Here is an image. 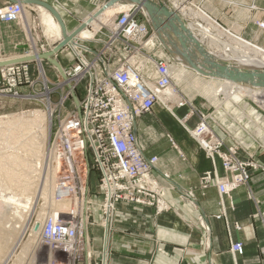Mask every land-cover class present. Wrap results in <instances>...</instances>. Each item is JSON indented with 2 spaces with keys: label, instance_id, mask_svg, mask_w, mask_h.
Masks as SVG:
<instances>
[{
  "label": "built area",
  "instance_id": "built-area-1",
  "mask_svg": "<svg viewBox=\"0 0 264 264\" xmlns=\"http://www.w3.org/2000/svg\"><path fill=\"white\" fill-rule=\"evenodd\" d=\"M0 1L1 24L21 20L24 12L22 0ZM106 2L108 0L103 3ZM101 4H96L86 17L95 13ZM111 19L110 26L105 24L107 21L101 22L91 39L82 40L76 35V49L70 44L61 49L73 54V60H67L68 64L64 66L66 78L61 81H71L68 84L73 85L78 101L75 104L68 86L63 85L65 93L62 101H69L70 110L54 127L46 150L48 160L51 158L55 168L49 198L53 204L63 203L65 209L35 206L43 210L40 225L43 230L77 231L82 247L84 229L92 224L96 208L103 227L108 216L111 217V227L119 203L149 207L154 209L155 214L171 209L166 187L159 175L154 173L158 157L144 156L133 129L139 117L152 113L157 106L166 107L163 98L166 95L170 100L165 104H170L172 110L187 109L180 118L173 111L186 133L213 164L215 158L220 161L223 177L209 170L204 171L199 177V187L215 186L222 208L224 196L229 198L237 188L247 184L249 168L264 170L260 164L248 160L252 153L243 142L236 145L228 142L231 116L227 108L216 106L210 110L205 103L197 104L194 99L182 98L173 83L169 68L171 60L159 57L166 51L158 42L142 9L131 4L126 10L119 9ZM86 29L92 28L88 26ZM48 48V45H40L35 50L41 53ZM29 50L31 46L22 49L18 55L0 54V62L28 56L32 53ZM33 64L37 65L33 60L1 65L0 97H21L22 88L34 85ZM84 81V92L79 96L77 89ZM48 84L52 83L46 82L45 90L50 92ZM57 85L62 87L60 83ZM191 118H196V122L189 127ZM166 136L171 146L184 158L174 138L170 134ZM92 173L95 174L98 189L94 194L90 188ZM161 177L167 179L169 174L163 172ZM178 200L190 201L183 195H178ZM257 216L264 229V215L258 212ZM199 219L204 228L202 217L198 216L197 221ZM234 226L240 228L237 223ZM229 250L233 255H242L243 243L231 242ZM55 251L66 264L82 258H76L78 254L71 253L68 244H62ZM260 252L264 254V245L260 247ZM88 255L91 257L90 253Z\"/></svg>",
  "mask_w": 264,
  "mask_h": 264
},
{
  "label": "rangeland",
  "instance_id": "rangeland-1",
  "mask_svg": "<svg viewBox=\"0 0 264 264\" xmlns=\"http://www.w3.org/2000/svg\"><path fill=\"white\" fill-rule=\"evenodd\" d=\"M45 1L56 7L60 13L64 15L63 17L67 19L70 17L75 21H79L80 19H84V17H86L93 10V8H95L96 4L103 3L107 0ZM182 1L184 2H182L183 6L186 7L187 5V7H190L197 13L200 12L204 15L207 13L203 16L202 20L200 17L197 18V22L208 29L210 28V34L214 36V38L218 39L219 43L231 45L233 50H236V52L240 55L244 54L242 51L245 52L246 48L240 46L239 44L248 45L250 50H246V54L244 55L250 56L252 53V55H256V58L258 59L261 58V56L264 58V0ZM25 11L21 16V20H16L15 22L7 24L0 23L1 55L9 53L18 54V45L22 44V49H26L28 45H32V41H34L33 45H36V47L40 45H48L51 47L57 43L58 40L56 39V36L44 31V26L41 23V11L37 9L36 5L32 6V8H27ZM115 13L106 19L107 22L105 24L107 26H110V21L112 20L111 18H113ZM188 19L191 22H196L194 18L190 16H188ZM74 20H72V22H74ZM27 26L28 30L26 28ZM91 28L92 32L97 30L93 29V27ZM218 31H220V33ZM235 40L237 41V45L235 44ZM248 42L250 44H248ZM254 50L256 52H253ZM219 52L221 53V51ZM63 58L69 61L73 60V54L71 52L68 53L67 51H62V56L60 57L62 63H64ZM42 66L43 75L41 74L42 76H40L35 64L32 65V77L35 83L34 85L32 84L31 86L22 88L19 93L21 97H0V116L7 115V118H20V121L24 122V124H19L20 126H18V120V122H15V124L12 125L15 130V139L8 137V130L6 128V130L4 129L3 134L0 135V157L6 152L12 151L17 153L16 155H22L21 157L25 159L26 165H29L28 167L32 168L38 159L41 160H38V162H41H39L41 164V173L37 181L36 177L31 176L33 174L30 173L31 169L25 173L24 182H26L27 186L26 189L24 188L26 196L23 198L20 196L21 193L17 187L18 169L20 166L17 164H6L3 166V164L0 163V186L3 185L1 186L0 193L5 192L3 187L11 186L9 181H6L3 175L4 168L11 166V168L13 167L14 172H16V174L12 177V179H17L15 185L16 189L13 190L10 188L6 189V191H15L14 194L17 193L20 199L26 201L30 209L33 211L30 214L29 220L26 218L18 220L11 209L5 205H1V202L3 201H1L2 198L0 196V263L4 260L3 264H17L16 262H18V259L21 258L23 262L25 260L24 264H66L65 261L58 256L55 250L62 244H68L70 252L78 254L76 258L79 256L80 258L82 257L81 260H76L70 264H85L83 255H85L86 252L82 247V241L79 239L77 231H67L61 229L43 230L40 227L41 230H39L38 236L32 234L34 233L33 230L36 229L37 223H39L40 218L37 213L41 210L40 208H35V206H46V209L51 207V205L54 207L53 202H51L49 198L50 194L48 195L43 193L41 188V185L44 182L43 177H45L44 175L47 171V167L49 166V162H51V158L48 160L47 157L46 146L54 127L57 126L58 122L62 120L70 110L69 101H62L65 88L63 86L57 87V84L59 83V73H57L56 69L47 62H43ZM197 77L198 76L196 74L191 71L190 73L187 71L185 77L181 80H177L176 77H174L175 80H173V83L180 90L182 98L186 100L194 99L197 104L205 103L206 106L210 107V110H212V108L216 107L217 104L213 102L212 99L207 98L203 93H201L200 88H196V86L193 85V82L196 81L195 79H197ZM45 79L52 83L51 85L48 84L50 92H47L46 94L44 92L46 86ZM84 83L85 81L80 83L78 86L77 94L79 96L83 95ZM223 95L224 93L219 89L217 93V101L221 104L227 102V105H224L223 107L227 108V111L230 112L231 116V121H229L231 127L228 142L233 145H236L238 142H243L246 145V149L252 153L251 157H248V160L264 167V162L260 159L261 155L264 154V106L260 103L261 101L257 102L252 97L251 99L249 97L250 95L247 94L241 95L238 99L231 97V100L227 98L225 99ZM35 110L41 112L44 111L46 113L50 111V124H48L47 115L44 117V120H40L38 123H28L33 118L32 113ZM186 110V108H182L176 109L174 112L176 115L181 116L186 112ZM17 126L21 127L22 130H19ZM248 170L250 174L249 180L251 179L253 173L264 172V170L256 171L251 168ZM249 180L244 186L248 188V195L253 199V194L248 187ZM90 188L93 194L98 190L94 173L91 175ZM254 200L256 203L258 202L257 199L254 198ZM219 205L220 213L216 217L225 215V207H221L220 200ZM57 209L64 210L65 205L63 203H58ZM41 215L43 217V214ZM114 219L115 218L113 217L111 227L109 226V233H112L114 230ZM91 220L92 224L87 229V249L89 248L88 252L91 256L90 264H97L95 262L96 256L99 254L101 255L99 252L102 251L103 226L100 222V216H92ZM197 222L201 230H204L200 224V219ZM236 223L240 226L238 222H235L234 225ZM13 226H15L14 230L8 231L9 227L11 228Z\"/></svg>",
  "mask_w": 264,
  "mask_h": 264
},
{
  "label": "crops",
  "instance_id": "crops-1",
  "mask_svg": "<svg viewBox=\"0 0 264 264\" xmlns=\"http://www.w3.org/2000/svg\"><path fill=\"white\" fill-rule=\"evenodd\" d=\"M71 19L63 17L68 32L81 20ZM22 48V44L18 45V52ZM56 55L62 67L68 64L67 59L63 58L64 63L60 60L62 51ZM168 114L157 106L152 113L135 120L133 129L144 156L158 157L154 173L166 187L171 209L155 214L149 207L119 203L113 232L109 233L106 223L101 227L102 251L95 262L101 264L105 257L104 264H264V254L260 252L264 229L257 216L258 212L264 215V172L253 173L248 184L257 203L248 195V188L242 186L229 198L223 197L225 215L216 217L220 213L217 188L201 189L199 177L208 170L223 177L220 161L215 158L213 164L186 133L177 119L182 115H177L176 121ZM195 122L196 118H191L188 126ZM167 134L174 138L184 158L171 146ZM260 159L264 162V154ZM163 172L169 174L167 179L161 177ZM178 195L190 201H179ZM199 215L204 230L198 225ZM93 216H100L97 208ZM235 222L240 224V229L235 228ZM235 241L243 243L242 255H233L229 250Z\"/></svg>",
  "mask_w": 264,
  "mask_h": 264
},
{
  "label": "bare ground",
  "instance_id": "bare-ground-1",
  "mask_svg": "<svg viewBox=\"0 0 264 264\" xmlns=\"http://www.w3.org/2000/svg\"><path fill=\"white\" fill-rule=\"evenodd\" d=\"M163 2H164V4L165 3L167 4L168 8H170L173 11V13L177 14L181 18V21H183L184 25L187 28V31H189L192 34V36L198 41V43L204 49H206L208 51V54L210 56H214L216 58H220L221 60L227 61L229 64H231L233 66H237L240 69H253V70H263L264 69V58H262V56H261V58L258 59V58H256V55L254 56V55H252V53H251L250 56L249 55H244V54H246L245 53L246 50H250L248 48V45L246 46V45H241V44L238 43L240 46L246 48L245 52L242 51L244 54H241V55H243V56H241L239 53L236 52V50L235 51L233 50L231 45H228V44H225V43H219L218 39L214 38V36H212L210 34V32H209L210 28L208 29V28L202 26L201 24H199L197 22V20H198L197 18L200 17L201 20H202L203 16H205L207 13L205 15L200 13V12L197 13L193 9H191L190 7H187V5H186V7L183 6V4H182L183 1L182 0H164ZM21 3H22V5H24V9H23L24 11L27 10V8H32V6H35L33 4H25L23 2V0L21 1ZM131 4H134V3H129V2H127V3L126 2H123V3L122 2H114V3L113 2L112 3L106 2V3H102L99 6V8L95 11V13H92L89 17H85L84 18V20H83L84 27L82 29H80V31L77 33L76 38H80L82 40L91 39L93 37L95 31L92 32L91 30L86 29V27L91 26V27H93V29H97L99 27V25L101 24V22L104 23L106 21V19L109 16H111L113 13H115L119 9H123V8L126 10L127 7L130 6ZM134 5H136V7L140 8V9H142L143 12L148 16L146 10L144 9V7L142 5H139V4H134ZM36 7H37V9H39L41 11L40 12L41 13V23L44 26V31L46 33L53 34L54 36H56V39L58 41H60L61 38H62V31H61V28H60V25H59L58 21L54 18V16L45 7H43L41 5H36ZM57 11L60 13V11L58 9H57ZM60 15H61V13H60ZM27 16H28V14H27ZM188 16L194 18V20L196 22L195 23L191 22L189 20L190 18L188 19ZM148 18H149V16H148ZM62 19H63V17H62ZM64 19H65V17H64ZM204 20H205V18H204ZM63 21L65 23L66 20H63ZM149 22H150V19H149ZM65 25H66V23H65ZM26 28L28 30V26ZM66 29H67V27H66ZM67 31H68V29H67ZM218 32L220 33V31H218ZM155 35H156V38H158L157 40L160 41V39H159V37L157 36L156 33H155ZM171 35H172V37L174 36L172 34V32H171ZM163 37L167 38V34L164 33ZM74 38L69 41V44L73 47V49H76L78 44L77 43L74 44ZM32 40H34V39H32ZM160 43H161V41H160ZM31 44H32L31 45V50H29V51H32V53H29L28 56H34L36 58L33 61L36 62L37 71H39V74L41 75L42 71H43L42 63L43 62L45 63L47 61L37 58V57H39V56H37L39 54V52H37L35 50L36 47L33 45L34 41H32ZM235 44L237 45V41H236ZM248 44H250V43L248 42ZM161 45L163 46V49L166 51L165 45H163L162 43H161ZM192 46H193V44L191 43L190 47L188 48V51L189 50H193L192 51L193 54H196L197 53V47L196 46L192 47ZM27 48H29V45H28ZM51 48H52V46L50 48H48V50L51 49ZM171 49H173V47H171ZM227 49H229V50H227ZM218 50L221 51V53ZM255 50L253 52H256ZM56 54L54 55L55 58H56ZM254 54H256V53H254ZM28 56L16 57L15 59L24 58V57H28ZM159 57H162V58H165V59L169 58L171 60L169 68L171 70L172 77L173 76L176 77L177 80L183 79L185 77V74L187 73V71L189 73L191 71L192 73L196 74L198 77H197V79H195L196 81H194V79H193V81H194L193 85H195L196 88L197 87L200 88L201 93H203L207 98L212 99L213 102H215L217 104V106H224V105L226 106L227 105V102L221 104L219 101H217V93H218L219 89H220L221 92L224 93L223 96H224L225 99L226 98L230 99L231 97L234 98V99H238L241 95L247 94V95H250L249 96L250 98L252 97L257 102L261 101L260 103H262V105L264 106V89H260V88L259 89L258 88L257 89H255V88H253V89H248V88L243 89V88H240L237 85H235V84H233L231 82L225 81V80H218L217 78L200 75L197 72H195L194 70H192L191 68H189L182 59H177V58L171 56L170 54L168 55L167 51H166L165 54H162ZM62 68H63V71L65 72V67H62ZM57 73H58V71H57ZM174 77H173V80H175ZM59 78H60L59 83L62 86L63 85H67V83L71 82L70 80L67 81V79H66V80H64L65 81V83H64V82L61 81L62 78L60 77V75H59ZM46 82L49 83L50 81L46 80ZM71 87L73 89V85H71ZM44 92H45V94L47 92L49 93V91H47V90H45ZM163 98H164L165 101L170 100V99H168L167 95L164 96ZM165 101H164V105L166 107L162 106V108L167 113H169L172 117L174 116L173 118L176 121H177V119L179 120V118H177V119L175 118L177 116L173 112L174 109L172 110V107H171L170 104H165ZM32 115H33V118L29 122L27 121L28 123H31V124H32V122L38 123V122H40V120H44V117L47 115L48 124H50V120H51V112L50 111H48L46 113L44 111L41 112V111L35 110L32 113ZM18 120H19V122H18ZM15 122H18V126H20L19 124H24V122L20 121V118H18V119L15 118V117L14 118H7V115L0 116V135L3 134V131L6 128L8 130L7 136L12 138V139H15L16 138L15 130L12 127V125L15 124ZM170 126H171V124H170ZM18 128H19V130H22L21 127H18ZM20 133H21V131H20ZM16 154L17 153H14L12 151L6 152L4 155H2L3 157L2 156L0 157V163L3 164V166L6 165V164H9V165L17 164V165L20 166L19 169H18V186L17 187L20 190V193H21L20 196L23 198V197L26 196L25 192H24L25 191L24 188L26 189V186H27L26 182H24L25 173L28 172L31 169L30 173H33L31 176L36 177V181H37L39 179L40 173H41V171H40V169H41V164H40L41 162L40 161L41 160L38 159V160H40L39 161L40 163L37 160L36 163L34 164V167L32 168V167H28L29 165H26L25 159L23 157H21L22 155H16ZM54 170H55L54 164L51 161V162H49V166L47 167V171H46V173L44 175L45 177H43L44 178V182L41 185L42 186L41 187L42 188V192L45 193V194H48V195L50 194L51 188H52V180H53L52 178H53V174L55 173ZM15 174H16V172H14L13 167L11 168V166H10L8 168H4L3 175H4L5 179H6V181L7 180L9 181L11 186L3 187L5 192L4 193H0V196L2 198L1 201H3V202H1V205H5L9 209H11L13 214L15 215V217L18 218V220L25 219V218L27 220H29L30 214L33 211H32V209H30L28 203H26V201H23L22 199H20V197L18 196L17 193L14 194L15 191L14 192L12 190L6 191V189H10V188L13 189V190L16 189L15 185H16V180L17 179L16 178L12 179V177ZM43 178H42V180H43ZM1 186H3V185H1ZM1 186H0V189H1ZM54 206H57V204H54ZM37 214H39V218H40L39 219V223H38L39 225L37 224L38 227L36 226V229L33 230L34 233H32V234H34L36 236H38L39 230H41L40 229V224H41V221H42V219H41L42 215L41 214H43V211L40 210L39 213H37ZM81 220H82V222H84L85 218L82 217ZM110 220H111V217L108 216V218H107V220L105 222L108 227H109V221ZM14 228H15V226H13L11 228L9 227L8 231H13ZM84 237L85 238H84V243H83V249H85V252H86L85 264H90V257L88 255V253H89L88 249L89 248L87 249V247H88V245H87V230H85V229H84ZM20 257H22V256H20ZM20 257H18V258H20ZM104 258L105 257H102L101 264L105 263ZM102 260H104V261H102ZM3 261H1L0 264H3ZM16 263L17 264H24L25 260L23 262L22 259L20 258V259H18V262H16Z\"/></svg>",
  "mask_w": 264,
  "mask_h": 264
},
{
  "label": "water",
  "instance_id": "water-1",
  "mask_svg": "<svg viewBox=\"0 0 264 264\" xmlns=\"http://www.w3.org/2000/svg\"><path fill=\"white\" fill-rule=\"evenodd\" d=\"M164 1V0H163ZM162 0H109V3L114 2H129L139 4L146 10L150 25L153 31L159 37L161 43L165 45L166 51L171 56L182 59L185 64L197 72L200 75L217 78L218 80H225L231 82L238 87L248 89H264V69L253 70V69H240L237 66L229 64L227 61L221 60L214 56H210L208 51L204 49L198 41L187 31L181 18L173 13L168 8L167 4ZM25 4L41 5L45 7L58 21L61 31L62 38L52 48L46 52H41L37 58L45 60L56 68L60 77L65 79V73L62 66L56 60L54 55L58 53L64 46L69 45V41L73 39L77 33L84 27V23L78 24L72 31H67L66 25L57 11V9L49 2L45 0H23ZM167 34V38L163 37L164 33ZM174 35L172 37L171 35ZM197 47V53L193 54V50H189L190 44ZM192 46V47H193ZM173 47V49H171ZM194 55V56H193ZM36 59L34 56H28L24 58H18L9 62H0V66L4 64L14 62L32 61ZM70 90L71 97L75 104H77V97L70 84L67 83Z\"/></svg>",
  "mask_w": 264,
  "mask_h": 264
}]
</instances>
